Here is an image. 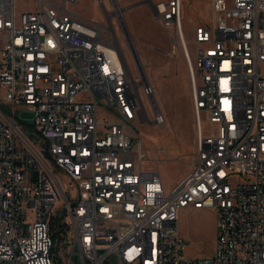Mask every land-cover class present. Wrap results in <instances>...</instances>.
<instances>
[{
	"label": "built area",
	"instance_id": "obj_1",
	"mask_svg": "<svg viewBox=\"0 0 264 264\" xmlns=\"http://www.w3.org/2000/svg\"><path fill=\"white\" fill-rule=\"evenodd\" d=\"M76 2L18 15L0 0V264H264V0H213L214 22L195 29V162L169 194L142 167L141 90L153 88ZM182 4L154 13L190 61ZM100 107L117 120L100 124ZM186 208L215 212L209 257L185 256Z\"/></svg>",
	"mask_w": 264,
	"mask_h": 264
},
{
	"label": "rangeland",
	"instance_id": "obj_2",
	"mask_svg": "<svg viewBox=\"0 0 264 264\" xmlns=\"http://www.w3.org/2000/svg\"><path fill=\"white\" fill-rule=\"evenodd\" d=\"M140 1L143 0H77L69 9L82 19L98 24L105 35L115 37L133 78L141 81L143 77L152 86L151 96L141 90L146 110L137 121L148 157L142 167L157 170L169 194L190 174L195 162L197 129L191 87V65L194 66L197 53L194 27L198 23L214 22L213 0H182L183 28L190 61L173 31L165 28L155 16L153 7L161 0H145L153 6L143 4L129 8ZM227 3L229 7L233 6V0H227ZM16 6L18 15L36 9L35 0H16ZM120 12L122 14L118 15ZM131 44L139 56L140 66L135 61ZM155 109L163 115V122L154 121ZM32 117V112L25 106L16 110L18 122L27 125ZM116 120L112 112L100 107V124ZM62 179L70 181L65 175ZM179 226L186 242L184 253L187 258L213 254L216 244L213 209H182Z\"/></svg>",
	"mask_w": 264,
	"mask_h": 264
},
{
	"label": "water",
	"instance_id": "obj_3",
	"mask_svg": "<svg viewBox=\"0 0 264 264\" xmlns=\"http://www.w3.org/2000/svg\"><path fill=\"white\" fill-rule=\"evenodd\" d=\"M146 3H147V1L143 0V1H140V2H137V3L133 4V5H131L129 8L137 7V6L146 4ZM114 5H116V3H114ZM150 5H151V3H150ZM151 6H153V5H151ZM131 51L133 53V56L135 58V61H136L137 65L140 66L139 56L137 55V52L135 51V48H134V46L132 44H131Z\"/></svg>",
	"mask_w": 264,
	"mask_h": 264
},
{
	"label": "crops",
	"instance_id": "obj_4",
	"mask_svg": "<svg viewBox=\"0 0 264 264\" xmlns=\"http://www.w3.org/2000/svg\"><path fill=\"white\" fill-rule=\"evenodd\" d=\"M150 1H147V3L146 4H149L150 5V3H149ZM213 5V4H212ZM153 11H154V7H153ZM184 20V19H183ZM201 25H203V24H196V26L194 27L195 29L198 27V26H201Z\"/></svg>",
	"mask_w": 264,
	"mask_h": 264
},
{
	"label": "bare ground",
	"instance_id": "obj_5",
	"mask_svg": "<svg viewBox=\"0 0 264 264\" xmlns=\"http://www.w3.org/2000/svg\"><path fill=\"white\" fill-rule=\"evenodd\" d=\"M115 8H116V6H115ZM122 13L120 12V13H118V15H121ZM185 38V37H184ZM185 42L187 43V40H186V38H185ZM138 81V80H137Z\"/></svg>",
	"mask_w": 264,
	"mask_h": 264
}]
</instances>
